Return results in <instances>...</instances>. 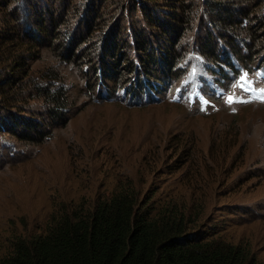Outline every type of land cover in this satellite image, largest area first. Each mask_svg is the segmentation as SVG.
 <instances>
[{"label": "trees", "instance_id": "obj_1", "mask_svg": "<svg viewBox=\"0 0 264 264\" xmlns=\"http://www.w3.org/2000/svg\"><path fill=\"white\" fill-rule=\"evenodd\" d=\"M187 52L212 67H232L230 56L264 64V0H0V145H14L4 138L10 134L38 147L66 122L72 101L55 85L64 70L82 75L89 94L125 82L139 98V80L160 75L153 90L160 93ZM50 58V66L34 67ZM33 100L41 101V120L19 113ZM237 140L238 132L230 143ZM216 154L220 171L230 154L222 145ZM127 183L99 184L86 202H60L28 237L10 231L0 264H260L247 243L195 227V206L188 215L172 198L157 207Z\"/></svg>", "mask_w": 264, "mask_h": 264}, {"label": "rangeland", "instance_id": "obj_2", "mask_svg": "<svg viewBox=\"0 0 264 264\" xmlns=\"http://www.w3.org/2000/svg\"><path fill=\"white\" fill-rule=\"evenodd\" d=\"M51 64L50 58L34 67ZM180 69L152 102L148 95L143 103L118 90L125 82L107 83L102 95L121 97L100 102V92L89 94L82 75L73 68L62 71L55 85L64 84L72 101L66 122L48 131L52 138L36 148L10 134L4 138L14 145L8 150L0 145V254L10 231L22 237L42 231L49 213L61 210L60 202H86L99 184L130 181L141 198L153 195L157 207L172 198L188 206V215L195 206L200 211L195 227L233 244L247 243L264 264V103L255 104L264 92V71L236 67L242 71L238 76L224 68L209 73L194 52ZM157 76L140 82L160 85L163 78ZM229 97L236 103L229 104ZM40 104L33 100L31 110L19 113L41 120ZM220 145L230 156L219 171Z\"/></svg>", "mask_w": 264, "mask_h": 264}, {"label": "clouds", "instance_id": "obj_3", "mask_svg": "<svg viewBox=\"0 0 264 264\" xmlns=\"http://www.w3.org/2000/svg\"><path fill=\"white\" fill-rule=\"evenodd\" d=\"M239 46H240V48H242V52H243V53H246L244 45H243V44H240ZM189 53H191V52H187V53H186V57H187V55H188ZM194 53H195V55L198 56V54H197L196 52H194ZM198 57H199V56H198ZM230 57H231L232 67H230V65H228V64H226V63H223V65H221V66H219V67H212V66H210V65H208V64H206V63L204 62L205 65H206V70H207L209 73H215V74H217V71H218L220 68H224V69L227 70V71H231V70H232V73H233L234 76H238V75L242 72V71H238V70L236 69V67H238V68H240L241 70L246 71V72L264 71V64H258V62H257V64H253V65L244 64V63L238 61L234 56H230ZM199 58H200V57H199ZM200 59H201V58H200ZM201 60H202V59H201ZM202 61H203V60H202ZM259 61H260V60H259ZM177 67H178V69H180V68H181V64H180L179 66H177ZM180 74H181V69L179 70V75H180ZM179 75H178V76H179ZM139 78H141L140 75H137V79H138V80H139ZM138 80H137V81H138ZM161 80H162V79H161ZM223 80H224V79L221 78V81H223ZM139 81H141V80H139ZM142 85H143L142 88H144V89H142V90L140 91L139 98H137L138 102H139V103H143V101H142V97H147L148 95H150V99H149L148 102H152L153 99H154V97H151V93L153 92V90H154L158 85H150V84H147V82H146L145 80L143 81ZM64 87H65V86H64ZM101 87H102V86H100V87L98 86V87L96 88V90H97V92H100V94H99V99L102 100V102L105 101L104 99H107V98H108V100H113L114 97L120 99V97H121L120 94H114L113 96H111V95L109 94V95L107 96V98H105V97L102 95V93H103V92H106V93H107L108 90L105 88V86H104V89H103V90L101 89ZM118 90H123V92H124L125 94H128V96H129L130 98H132V100H133L134 96H133V95H130V92L128 91L127 88H124V87L119 86V87H118ZM263 94H264V92H263ZM100 100H99V101H100ZM260 102H261V103H264V102H262L261 100L257 99V101L255 102V104L260 103Z\"/></svg>", "mask_w": 264, "mask_h": 264}, {"label": "snow or ice", "instance_id": "obj_4", "mask_svg": "<svg viewBox=\"0 0 264 264\" xmlns=\"http://www.w3.org/2000/svg\"><path fill=\"white\" fill-rule=\"evenodd\" d=\"M257 99H259V100H261L262 102H264V94H262L261 96L257 97ZM228 103H229V104L236 103V100L234 99V97H229V99H228Z\"/></svg>", "mask_w": 264, "mask_h": 264}, {"label": "bare ground", "instance_id": "obj_5", "mask_svg": "<svg viewBox=\"0 0 264 264\" xmlns=\"http://www.w3.org/2000/svg\"><path fill=\"white\" fill-rule=\"evenodd\" d=\"M164 89H165V88H164ZM154 94H155V93H153V92H152V93H151V97H153V96H154Z\"/></svg>", "mask_w": 264, "mask_h": 264}]
</instances>
